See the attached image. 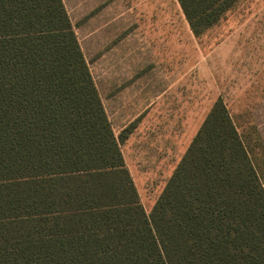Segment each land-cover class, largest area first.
<instances>
[{
	"label": "trees",
	"instance_id": "16d2710c",
	"mask_svg": "<svg viewBox=\"0 0 264 264\" xmlns=\"http://www.w3.org/2000/svg\"><path fill=\"white\" fill-rule=\"evenodd\" d=\"M195 37L239 0H176ZM61 0H0V264H264V176L221 99L149 213Z\"/></svg>",
	"mask_w": 264,
	"mask_h": 264
},
{
	"label": "rangeland",
	"instance_id": "374dc122",
	"mask_svg": "<svg viewBox=\"0 0 264 264\" xmlns=\"http://www.w3.org/2000/svg\"><path fill=\"white\" fill-rule=\"evenodd\" d=\"M149 213L217 99L264 176V0L195 37L176 0H61Z\"/></svg>",
	"mask_w": 264,
	"mask_h": 264
}]
</instances>
